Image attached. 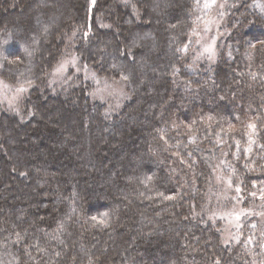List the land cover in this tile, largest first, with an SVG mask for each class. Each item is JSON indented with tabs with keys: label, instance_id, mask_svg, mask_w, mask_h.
<instances>
[{
	"label": "trees",
	"instance_id": "16d2710c",
	"mask_svg": "<svg viewBox=\"0 0 264 264\" xmlns=\"http://www.w3.org/2000/svg\"><path fill=\"white\" fill-rule=\"evenodd\" d=\"M195 2L0 0V76L30 85L0 104V264H263L264 0H226L214 62ZM68 52L120 108L52 81ZM222 188L246 209L229 240Z\"/></svg>",
	"mask_w": 264,
	"mask_h": 264
},
{
	"label": "rangeland",
	"instance_id": "374dc122",
	"mask_svg": "<svg viewBox=\"0 0 264 264\" xmlns=\"http://www.w3.org/2000/svg\"><path fill=\"white\" fill-rule=\"evenodd\" d=\"M195 5V25L191 33V45L196 52L194 59L195 62H200L207 57L210 62H214L218 55L217 39L222 34L220 26L224 22L222 11L225 8L226 0H196ZM70 72L73 74L70 75L71 77L77 76L78 73L81 77L90 80L94 86V97L104 99L109 104H115L117 108H120L127 99L126 89H124L123 82L120 79L98 75L93 69L78 63L77 55L73 52H68L57 63L51 79L56 83L64 81V78ZM21 89L23 90L21 91ZM29 89L30 85L11 83L0 76V104L5 109L20 111ZM219 196V210L216 213L223 219L224 238L226 240L236 238L241 231V218L246 209L242 207L243 205L240 202H237L236 196L228 198V193L224 188H222V193ZM258 204V202L252 204V208ZM262 215L264 219V212ZM255 222L256 225L260 224L257 221ZM255 222L253 225H255Z\"/></svg>",
	"mask_w": 264,
	"mask_h": 264
},
{
	"label": "snow or ice",
	"instance_id": "6c2138e0",
	"mask_svg": "<svg viewBox=\"0 0 264 264\" xmlns=\"http://www.w3.org/2000/svg\"><path fill=\"white\" fill-rule=\"evenodd\" d=\"M23 89H21V91H22Z\"/></svg>",
	"mask_w": 264,
	"mask_h": 264
}]
</instances>
